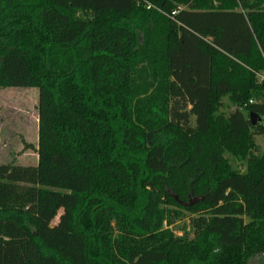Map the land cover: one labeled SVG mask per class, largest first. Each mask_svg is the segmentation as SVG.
Returning <instances> with one entry per match:
<instances>
[{"label":"trees","instance_id":"1","mask_svg":"<svg viewBox=\"0 0 264 264\" xmlns=\"http://www.w3.org/2000/svg\"><path fill=\"white\" fill-rule=\"evenodd\" d=\"M263 74L264 0H0V87L39 89L38 163L0 164V264L264 254ZM182 210L192 238L164 228Z\"/></svg>","mask_w":264,"mask_h":264},{"label":"rangeland","instance_id":"2","mask_svg":"<svg viewBox=\"0 0 264 264\" xmlns=\"http://www.w3.org/2000/svg\"><path fill=\"white\" fill-rule=\"evenodd\" d=\"M39 89L35 87H0V164L36 165L38 163L39 134ZM235 109L226 96L219 112L227 114ZM259 146L258 154L264 149V136L255 138ZM233 168L245 170V162L228 155ZM44 187V186H43ZM45 188V187H44ZM69 193L68 190H62ZM62 209L60 210L61 213ZM181 217H174L173 223H164V228L173 231L177 236L185 233L192 238L189 218L191 214L182 210ZM59 216L53 221L56 224ZM248 264H264V254H253Z\"/></svg>","mask_w":264,"mask_h":264},{"label":"built area","instance_id":"3","mask_svg":"<svg viewBox=\"0 0 264 264\" xmlns=\"http://www.w3.org/2000/svg\"><path fill=\"white\" fill-rule=\"evenodd\" d=\"M175 13V12H173ZM261 80H264V74L260 76ZM250 103H254V100H250ZM258 122L262 125H264V115L260 116L258 119Z\"/></svg>","mask_w":264,"mask_h":264},{"label":"water","instance_id":"4","mask_svg":"<svg viewBox=\"0 0 264 264\" xmlns=\"http://www.w3.org/2000/svg\"><path fill=\"white\" fill-rule=\"evenodd\" d=\"M252 124L255 125L258 122L259 117L257 114L252 113L251 114Z\"/></svg>","mask_w":264,"mask_h":264},{"label":"crops","instance_id":"5","mask_svg":"<svg viewBox=\"0 0 264 264\" xmlns=\"http://www.w3.org/2000/svg\"><path fill=\"white\" fill-rule=\"evenodd\" d=\"M39 127V126H38ZM38 138H39V134H38Z\"/></svg>","mask_w":264,"mask_h":264}]
</instances>
